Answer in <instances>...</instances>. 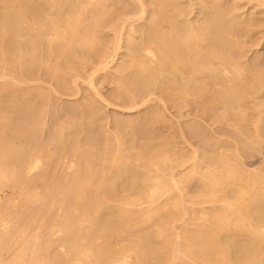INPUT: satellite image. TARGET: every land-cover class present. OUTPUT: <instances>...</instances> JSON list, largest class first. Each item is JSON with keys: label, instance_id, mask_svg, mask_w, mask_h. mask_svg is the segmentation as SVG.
I'll list each match as a JSON object with an SVG mask.
<instances>
[{"label": "bare ground", "instance_id": "6f19581e", "mask_svg": "<svg viewBox=\"0 0 264 264\" xmlns=\"http://www.w3.org/2000/svg\"><path fill=\"white\" fill-rule=\"evenodd\" d=\"M133 1H134V3L131 2L132 6L133 5L137 6V8H136L137 10H135V12H136L135 16H133L134 14L132 16H127V17L125 16V18H121L119 21L117 20L118 22L116 21L117 23L116 22L114 23V20L116 18L115 15L108 13V10H107L108 8L106 7V5L103 6L101 3L102 0H0V77L3 76V75L1 76V74L3 73V72L1 73V69L2 70L6 69V65L12 66V71L9 69L8 72H13V74H17L15 78L19 77L18 78L19 80L20 79L23 80V78L29 79L30 77H31V79H33L32 76L35 75L34 71H35V69H38V68H35V66L41 67L42 64L45 65L44 67L46 68V70L48 72L50 71V73H56V72H58V70L60 72V69H62L63 70L62 72L65 74L64 68H66V67L69 69L70 67L76 68L78 66L77 68H79V63L81 60H83L82 59L83 57L82 58H81V56L77 57V55H76V57H77L76 58L74 52L77 49H76V47L75 48L73 47L76 43H79V45H85L89 50H94L93 53L90 55H91V57H93L94 62H98V65L95 66L94 69L92 68L93 70H96V69L101 70L102 69L101 72H103L104 70L106 71L109 68L114 69V72H115V73L113 72L114 77L119 80V81L117 80L118 83H117V86H115V87H117L116 91L114 90V92H116L117 96H120L121 93H123V91H122L123 88L128 90V93H129L128 98L130 97V99L135 97V94H137L138 92H140L141 95H143V97L149 95L150 92H151V95H152V93L154 94V92H157L160 95L158 96V94H156L157 98L155 97L154 100L159 98L160 100H162L161 103L164 102L163 104H165V105L167 103H165L166 101H163V99H164L163 97L169 98L172 101L171 104L176 105L177 107L180 106V107L184 108V106H186L189 103H192L194 101V102H196V106L203 109V108L213 107V105H212L213 101L215 99L217 100L219 95H225L226 94L225 92H227V90L232 88L230 95L233 98V101H232V105H230L231 109H228V110L230 111L233 109L232 112H234L233 114H236L235 122H237V124L239 123L242 125L241 127H243L242 123H244L243 128L245 130H242L243 128L240 129L242 132L241 134H243L242 136H244V139L247 138L248 140L249 139L253 140L255 138H258L261 141L263 139L262 138L263 131L261 129L262 128L261 124L264 123V84H263V82H261L259 77H261L264 74L263 73L264 71L261 70L262 67L258 71L255 68V71H257L256 74H254L253 77L248 75V74H250V72H247L248 71L247 69L250 70L251 68L256 67L255 65L257 63L255 62V59L251 60V58L248 59V58H243V57H242L243 58L242 59L241 58V52L238 50H237V52H235L233 50H230L229 48L228 49H220L219 45L221 43L220 44L218 43L219 45H217V43L213 41L212 37L210 38L206 35L207 34L206 31L209 29V26L206 25L205 21L209 22L211 19V15H209V13H212V16H213L214 15L213 13L216 10L212 7V4H211V6L209 5L210 8H209L208 12L203 13L202 10H204V9H201L199 12L197 11L199 14L201 13L200 16L197 15L196 17H192V18L191 17L190 18H184L183 15L187 14L186 12H188V10L185 11L183 6L179 2L178 3H176V1L171 2L172 0H148L153 5V8L147 10L145 8H147L146 5L149 3H146L145 0H133ZM87 2L89 3V5ZM92 2L93 3L95 2L96 4L102 5V11H100L101 13L98 16L95 15L94 9L89 10L87 8V6L88 7L90 6V3H91V6L93 5V7H97V5L94 6L95 3L92 4ZM106 2H107V0H106ZM108 3H107V5H108ZM129 3L130 2H128V6H129ZM104 4H105V1H104ZM207 4H205V5L208 6ZM244 4H247L249 7H254V9H255V7L259 6V9L255 12V14L256 13L258 14L259 12H264V0H244ZM213 6H214V3H213ZM99 7H100V5H99ZM98 8H96V10L99 11ZM120 8H121V6H120ZM217 8H219V7H217ZM224 8H226V7H224ZM224 8L221 7L220 9L225 10ZM206 9H208V8H206ZM123 10H124V8H123ZM123 10H122V12H123ZM219 10H218V12H219ZM113 11L115 12V10H113ZM118 11H119V9L117 10V12ZM65 12L68 13V15H66ZM119 12H121V11H119ZM107 13L109 14L108 16H107ZM61 14H65L66 16L62 17ZM49 17L51 18V20H49L50 22L48 23V25H46V26L44 25L43 27L35 25V24H38L40 22H45V21L48 22L47 19ZM181 17H183V18H181ZM188 17H189V15H188ZM136 19L138 20V25L133 26V21ZM146 20H148L149 22H147ZM245 21H247V20H245ZM245 21L244 22L242 21V22L245 23ZM219 22H220V20H219ZM246 23H248V22H246ZM45 24H47V23H45ZM33 25H35V26H33ZM105 26H106V28H108L107 26H111V27L113 26L112 28L115 30V32H113L114 33L113 41H111L113 43L111 46H109V47L107 46L109 49H108V51L105 49L106 52H105L104 48H107V47L102 48L104 46V44H103V46H102V43L100 44L101 46H98V47L96 46L97 44L95 43L96 42L95 39L97 37L95 38L94 37L95 35H93L95 30L97 31L100 27L105 28ZM230 28H232V27L230 26ZM210 29H211V27H210ZM8 30L10 32H12L11 34L13 36L10 35V37L11 36L12 37L9 39H6L5 35H6ZM100 30H101V28H100ZM211 30H213V29H211ZM137 31L140 33L142 32L143 34H140V35L137 33L133 34V32L135 33ZM69 33H70V36L67 37V35H69ZM100 34H101V31H100ZM247 35H249V34H247ZM232 36H234V35L232 34ZM106 37H107V35H106ZM229 38H230V35H229ZM234 38H235V36H234ZM238 38H236L237 42L241 39V38H239V40H238ZM104 39H105V37H104ZM121 40L124 42L123 46L121 45V43H120V45H118V43ZM215 40H216V38H215ZM101 41H99V42H101ZM228 41H230V40H228ZM73 42H76V43L74 44ZM223 42H225V40ZM97 43H98V41H97ZM231 43H229V44H231ZM237 44L241 45L240 43H237ZM79 45H77V46H79ZM234 45H235V42H234ZM119 47L124 48V51H126V52H124V54H123V52L121 51L123 55L121 56V58L118 59V57L116 58V54L117 53L119 54V51H120V49L118 50ZM217 47L219 48L218 50H217ZM230 47L232 48V46H230ZM238 47H236V48H238ZM80 51H83V50L80 49ZM52 53H55V56L57 55V57L59 59L52 65L50 63L46 64L47 61L50 59V57H52L54 55V54L52 55ZM79 54H81V53H79ZM254 54H256V53H254ZM83 55H86V54H83ZM246 57H248V56H246ZM52 59H53V57H52ZM87 60H89V59H87ZM53 62L54 61H52V63ZM259 66H258V68H259ZM88 67H90V66L88 65ZM244 67L246 69H244ZM80 68H82V67H80ZM99 70H98V73L100 72ZM73 71H74V69H73ZM48 72H46V73H48ZM62 72L60 73L61 75H63ZM35 73H36V71H35ZM91 73H92V71H91ZM7 74H4V75H7ZM242 74H244L243 78H241L240 80L237 79V76H239V78H240V75H242ZM245 74H247L248 76H246ZM11 75H12V73H11ZM14 76H13V78H14ZM36 76H39V75L37 74ZM91 76H94V74H91ZM95 76H97V74ZM40 77H42V76L40 75ZM100 77H102V76H100ZM10 78H9V80H10ZM37 78L38 77H36V79ZM257 79H259L260 82L256 81ZM60 82H62V81L60 80ZM13 83L11 81L8 82V80H7V83L4 85L11 86V84H13ZM48 83H50V82L48 81ZM65 83H66V81H65ZM93 83H96V82L90 80L89 85L93 86L94 85ZM0 84L2 87V83H0ZM15 84H17V82ZM218 84H220V87L221 86L223 87V89L221 91L216 90L213 87V86L218 85ZM64 85H66V84H64ZM6 86H4V87L6 88ZM54 86H56V85H54ZM228 87H230V88L227 89ZM20 88L22 90V87H20ZM94 88H95V86H94ZM19 89L17 87L16 88L13 87V89L10 87V89L8 90L9 91L8 92V100H10L12 104L9 103L10 105H8V108H7L8 110L6 109V111H3V113L0 114V190H1V188L5 189L4 188L5 185H6V187L9 186L11 188H14L15 191H17V187L21 188L17 191L16 194H15V192L13 194L9 192L12 195L15 194L16 196H14V197L13 196H6V197L4 196V198H3L1 196L2 193L0 194V264H12L10 262V259H9L11 257L9 256V258H8L7 256L9 254H7L8 252L6 253L5 251L7 250L8 246H9V241H11V238L13 236L18 234V232H20V231L23 232L21 235L22 236L21 238H16L18 240L17 243H21V246H20V244H18L19 247H22V243L27 244L28 238L31 239V237L33 235L31 233H29L32 231L28 232V227H30L29 221L32 219L30 221L32 223V221H34L33 218L36 220L37 216L40 219H43L44 216L42 217V215H41V213L44 214V211H42V207H43L42 204H44L43 200H44V197L45 198L47 197L45 195L48 192H57L58 193L57 196L59 197L58 199H60L59 201H61L60 203L64 207V210L61 209V210H63V213H62L63 215L59 216L60 214L55 215L56 214L55 213V214H53L54 216L52 218V221H53L52 224L57 223L59 230L63 231L62 243L61 244L59 243L62 246V249L59 245L58 246L59 248H57L59 250H52L49 253L47 252L45 255L47 256V254H50V256L49 257L47 256L45 258V261H44V257L42 255H40L41 251H40V254H38L39 252H36V250L34 249L35 251L32 253H34V254L37 253V255L34 257L32 256L33 257L32 260H33V262H36V264L37 263H39V264H72L71 261L74 262L73 264H132L131 260L133 259L132 258L133 256H131V254H130V252H132V251H134L136 253V257H135L136 261L135 262H138V263H139V260H148L150 262V264H166L167 261H168L167 264L170 261L173 263L175 262L176 264H178L177 261H179L180 264H259L261 262L260 259H262V255L264 252V173L262 174V172L260 171L261 172L260 174H258L259 172H256L257 174H255V173H253V171L243 168L242 165L239 164L238 158L230 157L233 155H230L229 151H231L230 149H233V148L228 149L229 151L227 150V154L230 155L228 158L225 156L227 158V160H223L220 158V157H222L224 151L226 152V150L223 148H220L219 150H217L216 153H214L215 155L213 154V156H211V157L208 155L210 158H208L206 160L201 159L199 157V155L196 153V150H197L196 146H195L196 148L193 146L194 148L193 149L191 148L192 150L190 149L191 150L190 152L193 151L192 154H190V152L188 151L189 149L185 151L186 153L180 152L179 154H177L178 151H176V150H179V148L176 146H175L177 148L176 150L173 147H171L169 149V152L172 151L171 154L168 153L167 151L163 152L162 154H161L162 151L161 152L159 151L160 154L158 152L154 156L151 153L147 154L145 152V155H141L142 153H140L141 156L139 157L138 160H140V162L142 163L141 167H144V168L139 167V164H140V163L138 164L139 161H137V164H136L138 166H133L131 168L126 167V169H124V170H125L126 175H127V178H126L127 180L123 182L124 187H122L121 189L122 190L125 189L128 191L126 194L119 195L118 191H114V189L112 191V189H111V191L113 193H118V195L114 198V201L112 200L113 201L112 203L109 202V204H108L107 202L110 201L111 198L109 196V192H106V190H105V188H107V187H105V185H107L106 183H109V182H107L109 176H108V178H106L107 172L105 171V167H104L105 165L103 166V164H105L106 162L104 160H106L105 158L112 159L114 164H115V165L113 164L114 168L117 167V169H118L119 165L121 164L120 161L125 162V160H127L128 158L130 160V157H128V156L123 157L122 156V158H120V156H119L120 154L115 151L116 154L115 153L114 154L117 156L116 157L117 159L114 157L115 158V160H114V158H113L114 154L112 155V152H110V151H104V149H103L104 147H102L101 150L103 151V153L100 152L99 155H101V156L103 155V156L101 158L99 157L100 161H98V157L96 158V156L95 157L92 156V157H94V159L89 158L88 154H89L90 147L87 146L88 145L87 142H85L86 143V145H85L83 143L85 140H83V142L81 141L85 145L83 147L81 144H79L80 141L78 142L79 138L77 139V141H74V139L77 138L76 137L72 141V138H71L72 136H71L70 137L71 142L68 145L67 144L65 145L63 143L62 144L58 143L57 145L52 144L54 146V148H52L53 150H55V146H57V147L59 146L58 152H59V150H61L62 152H67V153L69 152V155L75 156V158L72 157V159L69 160L72 163V165L76 164V169L73 171V173L71 172L72 174L69 177V179L68 180L63 179L61 182H60V180L57 181V179H56L57 175L53 176L56 173H54V174L52 173L53 169L51 170V168L48 166V163L46 161L47 160L46 158L49 157L50 153L49 152L45 153L46 149L44 151V145L39 140V138H37L35 136V131H36V129H38V126L40 124V121L38 120L39 119L38 115L40 116V113L38 114V111L35 110V107H34L35 111H31V113L26 117L25 116L26 114H24V111L20 108L22 106L19 105V108H18V106L16 105L17 104V101H16L17 96L16 95H18V94L15 95V92H16V90H19ZM65 89H66V86H65ZM241 89H243L244 93L243 92L241 93ZM45 90H47V89H45ZM23 92H24V90H23ZM16 93H20V92H16ZM43 93H44V91H43ZM45 93H46V91H45ZM91 93H92V91H91ZM48 95H49V93H48ZM154 96H155V94H154ZM95 97H97V96H95ZM123 97H125V96H123ZM220 97H222V96H220ZM115 98L116 97H114V100H115ZM47 99H48V97H47ZM119 99H120V97H119ZM19 100H21V99H19ZM143 100H144V98H143ZM230 100L231 99H229V101ZM28 101H29V99H28ZM48 101H49V99H48ZM151 101H152V99H151ZM225 101H226V98H225ZM22 102H24V101H22ZM31 102H33V101H31ZM86 102H88V101H86ZM144 103H146V102H144ZM85 104H87V103H85ZM229 104H230V102H229ZM40 105H42V103ZM76 105H74V106H76ZM132 105H134V104H132ZM215 105H216V103H215ZM91 106H92V104H91ZM93 106H95V105H93ZM190 106H192V105H190ZM36 107H38V106L36 105ZM46 107L44 106L43 108L42 107L41 108L43 110ZM163 107L164 106H162V108ZM180 107H179V109H180ZM217 107H218V105H217ZM29 108H27V109H29ZM102 108H103V106H102ZM192 108L195 110L194 107H192ZM224 108H225V106H224ZM236 108H238L237 109L238 111L236 110ZM24 110L26 111V113H29L26 110V108ZM80 110H81V108H80ZM94 110H95V108H94ZM219 110L224 111L222 109H219ZM29 111H30V109H29ZM46 111H47V109H46ZM209 111H210V109H209ZM13 112L17 113L16 117H12ZM196 112L194 114H196ZM104 113H105V111H104ZM206 113L209 115V113L207 111H206ZM181 114H183V113H181ZM196 115H193V116L196 117ZM222 115H223V113H222ZM189 116H190V114H189ZM193 116H192V118H193ZM197 116H199V115H197ZM58 117H60V116L58 115ZM158 117H161V115H159ZM212 117H213V115H212ZM90 118H91V116H90ZM210 118H211V116H210ZM114 119H112V120H114ZM169 119H170V117H169ZM189 119L190 118L188 117V121H191V119L190 120ZM197 119L198 118H196V121L199 120V119L198 120ZM219 119H220V117H219ZM71 120H73V116H72ZM71 120H69V121H71ZM184 120H186V119H184ZM216 120L217 119H215V121ZM63 121H64V119H63ZM69 121L66 122V119H65V122L61 123L62 127L64 125L65 127L70 128L71 125L69 123L73 124V122L75 120H73V122L72 121L69 122ZM81 121H78V122L81 123ZM106 121L107 120H105V122ZM125 121H128V120H125ZM130 121H131V119H130ZM133 121H135V120H133ZM196 121H195V119L193 120V123L195 122L194 123L195 129L193 130L194 135L201 138V140H202V138L207 139L210 136H212V134H213L212 131H211V133H212L211 134V133H208L207 130L206 131L202 130L201 129L202 127H196V125L198 124V122H196ZM218 121H220V120H218ZM41 122H42V120H41ZM59 122H62V120ZM114 122H116V120ZM182 122H184V121H182ZM191 122H190V124H191ZM209 122H211V120H209ZM138 123H140V122H138ZM231 123L233 124V122H231ZM231 123L229 125H231ZM245 123H246V126H245ZM178 124H179V122H178ZM186 124H188V123H186ZM217 124H218V122H217ZM110 125H111V123H110ZM113 125H114V123H113ZM136 125H137V123H136ZM44 126H46V125H44ZM121 126L122 125H120V127ZM53 127H55V125ZM57 127H59V124ZM65 127H63L61 130L65 129ZM73 127H75V126L73 125ZM188 127L190 128L189 125H188ZM207 127H206V129H207ZM230 127H232V126H230ZM245 127H247V128H245ZM171 128H172V126H171ZM214 128H216V127H214ZM237 128H240V127H237ZM107 130H109V129L107 128ZM121 130H122V128H121ZM74 131H75V128H74ZM119 131H120V129L118 130V132ZM179 131H181V130H179ZM193 131H192V133H193ZM220 131H221V129H220ZM222 131H224V130H222ZM37 132H38V130H37ZM64 132H65V130H64ZM101 132L102 131H100L99 135H101ZM103 132H104V130H103ZM118 132H116L117 136H119ZM183 132L184 131H182L181 133L183 134ZM95 133H96V131H95ZM109 133H110V131H109ZM189 133H191V132H189ZM218 133H220V132H218ZM225 133H220V134H225ZM227 133H228V131H227ZM227 133L225 134L226 136H227ZM32 134H34V137ZM102 134H104V133H102ZM241 134H239V135H241ZM36 135H38V134H36ZM169 135H168V137H169ZM233 135H234V133H233ZM102 136H104V135H102ZM102 136H101V138L105 137V136L104 137H102ZM220 136L222 137V135H220ZM53 137H55V136L53 135ZM98 137H96V138H98ZM171 137L172 136H170V138ZM176 137H177V134H176ZM213 137H214V135H213ZM108 138H110V137H108ZM154 138H156V136ZM260 138H262V139H260ZM62 139H61V142H62ZM82 139H83V137H82ZM99 140L100 139H98V141ZM103 141H104V139H103ZM108 141L109 140H107V142ZM181 141H183V140H181ZM185 141H186V139H185ZM202 141H206V140L203 139ZM231 141H232V139H231ZM234 141H236V139ZM48 142H49V140H48ZM51 142H53V141H51ZM114 142L116 143V141H114ZM164 142H165V140H164ZM191 142L189 143V141H188V144L191 145ZM210 142H211V140H210ZM89 143H90V141H89ZM99 143H101V142H99ZM117 143H118V146L121 143L119 137H118ZM117 143H116V145H117ZM186 143H187V141H186ZM231 143H233V141ZM242 143H244V142H242ZM250 143H251V141H250ZM54 144H55V142H54ZM228 144H230V143H228ZM251 144L255 146L256 142H255V144L254 143H251ZM258 144H259V142H258ZM121 145H123V144H121ZM247 145H248V143H247ZM47 146H45V147H47ZM86 146L89 149L85 148ZM89 146H92V145H89ZM98 146H95V147H98ZM154 146L156 147V145H154ZM168 146H169V143H168ZM218 146H220V145H218ZM257 146L259 147L260 145H256V147ZM120 147L121 146H119V149H120ZM149 147H150V145H149ZM191 147H192V145H191ZM216 147L217 146L215 145V148ZM106 148H105V150H106ZM113 148H114V145H113ZM131 148H130V150H131ZM138 148H139V146H138ZM142 148L145 149V147H142ZM152 148L154 149V147H152ZM237 148H238V146H237ZM110 149H111V147H110ZM124 149H125V147H124ZM148 149H151V148H148ZM158 149H160V148L158 147ZM53 150H51V151L53 152ZM184 150H185V148H184ZM235 150H236V147H235ZM61 151H60V154H61ZM121 151H123V150H121ZM121 151H119V152H121ZM139 151H138V153H139ZM154 151L156 152V150H153V154L155 153ZM198 151H200V150H198ZM104 152H106V153L104 154ZM174 152H175V154H174ZM187 152H189V153H187ZM232 152H234V151H232ZM237 153H236V155H237ZM248 153H250V152H248ZM64 154L66 155V153H63L62 155H64ZM92 154H94V153H92ZM236 155H235V157H236ZM135 156H136V154H135ZM60 157H58V158H60ZM58 158H57V160H58ZM69 158H71V156ZM226 158H224V159H226ZM239 158H241V157H239ZM50 159H52L51 156H50ZM121 159H123V160H121ZM235 159H237L235 162L236 164L235 163L233 164V161H235ZM260 159H262V158H260ZM57 160H56V162H57ZM129 160H128V162H129ZM187 160H189V162H190L189 164L186 163V162H188ZM61 161H62V159H61ZM241 161H243V160H241ZM58 162H60V161L58 160ZM103 162H105V163H103ZM96 163L100 164V167H101L100 169H99V166H98V169L96 168L97 167ZM112 163L110 162V164H112ZM184 163L187 164V166H184L185 167L184 169H186V170L177 168V166H181ZM127 164H129V163H127ZM232 164L235 166H233ZM94 165H96V167ZM120 166L125 168L123 165H120ZM175 167H176V169H175ZM109 168H110V165H109ZM181 168H183V167H181ZM55 169H57V168H55ZM113 169H112V171H113ZM120 170H117L116 172L114 170L113 172L117 175H121L122 171H120ZM69 171H71V170L69 169ZM107 171H109V169ZM110 171H111V169H110ZM112 171L110 173L111 175H112ZM254 171H256V169ZM263 171H264V169H263ZM125 172H123V173H125ZM126 175H124V177ZM112 176H114V175H112ZM122 176L123 175H121V177ZM121 177L120 178L117 177L120 179V185H122L121 180H123V178L121 179ZM187 179H193V182H194L193 186H195V189L198 191L197 192L198 195L196 197L194 196L195 198L191 197L190 199H186V200H188V204H190V206H192L191 204H193V203H197V205H198V203L199 204L200 203L205 204V203H207L206 201H210V202L214 203L215 200L216 201L220 200L222 205L219 204V206H217L218 204L215 205L217 202L215 204L209 202L210 206H208L209 204L208 205L206 204L207 207H204V205H202L198 208V210H196L194 208L195 205H193V207H190L186 203L187 201H184L185 199H183L184 202L181 201L183 198L182 196L184 195V192L182 190L183 183H185V181ZM109 180H111V179H109ZM116 181H118V179ZM234 182H236L235 183L236 188L233 190L234 192H231V195L230 194L228 195L225 192H223L229 185L233 184ZM112 186L113 185H111V187ZM171 188L172 189L175 188L176 191L172 192L170 190ZM14 189H12V190L14 191ZM108 189L109 188H107V190ZM167 190H170V192H171V194L169 193V196H167ZM220 191H222L221 193H224V194H221ZM3 193H6V192H3ZM50 195H51V193H50ZM162 195H165L166 197L163 196L164 198H161V200H159V197H162ZM48 196H49V194H48ZM46 200H47V198H46ZM220 201H219V203H220ZM50 203H48V204H50ZM105 203H107V204L105 205ZM34 204H36L37 207H39V208H36L35 211H33V209H32L31 212L30 211L29 212L21 211V213H19V215L15 218V220L11 219L12 220L11 222H13V221L14 222L11 223L10 225H8L9 223L7 222V219H8V216L13 212V209H12L13 207L15 208L14 211H16V210H19V209H16L17 205L25 206V207L28 206V208H29L30 206H32ZM58 204H59V202H58ZM197 205L195 207H197ZM114 206L117 207V209L115 208L116 210L114 209L115 211H112L113 209L111 210V208ZM165 206L174 207V210L172 208L167 212L166 209H164L165 213H163L161 210ZM54 207H55V205H54ZM220 207L222 209H220ZM50 208L51 207H49V209ZM79 208H80V211H81V209H82V211H83V209H85L87 211L89 209V213L88 212L86 213L88 215L87 216L85 215V219H84V220L88 221V225L85 226L86 228L85 227L83 228V226L79 227V225L76 224V221L79 219V218H76V215H78L77 211L79 210ZM21 209H23V208L21 207ZM218 209H220V210H218ZM26 210H27V208H26ZM19 211H17V213ZM81 213H83V212H81ZM179 214H180V218H181V215L184 216V217L182 216L183 218H185V216H187L188 220H186V221H188L189 224L199 225L198 227H195L194 232L187 231V232H189V233H187V236L185 233V236H183V238L184 237L185 238L182 240L183 242H181V240L177 241V239H181L180 238L181 235L184 234V231H181L182 234L180 235V232L178 231L179 227L177 228V231H174V229H172L171 233L169 232L170 229L167 231V229L169 227L175 228V225H171L170 221H171V218H173V217L178 218ZM78 216H80V214ZM13 217H15V216H13ZM46 218H47V216H46ZM185 219L183 221H185ZM82 220L83 219H81V221ZM150 220H151V223L149 222ZM46 221H47V219H46ZM44 223H45V220H44ZM78 223H80V222L78 221ZM143 223L146 225H144ZM35 224H36V222H35ZM39 224H38V226H39ZM47 224H46V226H47ZM57 224H55V225H57ZM179 224H180L179 226H181L183 224V227H184V225H186L187 222H184L182 224L179 223ZM33 226H35V225H33ZM48 226H50V225H48ZM186 226L184 227V229H181V230H185ZM222 228L225 229L227 232V233H225V232L224 233L228 234V236H226L227 239L225 240V242H226L225 248L223 246L224 241L221 240L222 237L221 238L219 237V235H221V234H219V235L217 234L218 233L217 231H219V229L221 230ZM35 229H32V230L34 231ZM49 229L51 231V228H49ZM49 229H48V231H49ZM53 229L55 230V228H53ZM46 230H47V227H46ZM54 230H53V232L55 233ZM188 230H192V229H188ZM36 233H38V232H36ZM36 233L34 236H36ZM54 233L52 234L53 236H54ZM29 234H31V237L29 236ZM42 234L44 235L43 232H42ZM45 234L47 235L46 232H45ZM127 234L129 237L128 236L126 237ZM241 234H244V236L241 237V239L243 237L245 238L244 243H242L241 239H239ZM18 236H19V234H18ZM33 238L34 237H32V239ZM53 238L50 237L49 240H47L46 242L44 241V245L46 243V247H44V248L42 247L43 242H42V245L40 243L41 246H39V249L40 250L44 249L45 251H48L51 243L54 240ZM100 238H101V240H100ZM126 238H129V239H126ZM30 239H29V241L31 242ZM43 239L45 240V238H43ZM50 239H53V240H50ZM36 240L39 241L38 237L35 239V241ZM98 240H100V241H98ZM38 241H36L35 244H38L37 243ZM59 241L61 242V240H58V242ZM183 243L186 244L188 249H186V246L183 245ZM24 244H23V247L26 248L24 246ZM206 244L210 247L205 248L207 246ZM237 244H240V245L236 246ZM54 245L52 243L51 246L53 247ZM203 245H205V246H203ZM231 245H233V248ZM12 246H14V245H12ZM31 246H33V243H32V245H30V243H29L28 247H30L31 249L35 248V247H31ZM183 246H185V248ZM229 246L231 248H229ZM36 247L38 248V245ZM28 249L29 248H27V250ZM44 250H43L42 254L44 253ZM4 252L7 255L4 254ZM27 252H29V251H27ZM19 253L21 254L20 251H19ZM22 253H24V252L22 251ZM3 254L6 256V257L4 256L5 258L3 257ZM16 255H18V254H16ZM23 255H21V256H23ZM129 255L132 259L128 258ZM28 256L30 257V255H28ZM40 256L43 259H41ZM14 258L16 261L18 257L16 258V256H15ZM21 260H23V259H21ZM33 262L31 261L30 263L33 264ZM133 262H134V260H133ZM171 262H170V264H172ZM26 263H28V262H26Z\"/></svg>", "mask_w": 264, "mask_h": 264}, {"label": "rangeland", "instance_id": "374dc122", "mask_svg": "<svg viewBox=\"0 0 264 264\" xmlns=\"http://www.w3.org/2000/svg\"><path fill=\"white\" fill-rule=\"evenodd\" d=\"M104 1H105V4H104ZM111 3H110V2ZM107 0V2H106V0H102V5L103 6H105L106 5V7L108 8H106L107 10H108V13L109 14H113V15H115V20H114V23L118 20H120L121 18H125V16L127 17V16H132L133 14V16H135V10H137L136 8H137V6H135V5H133L132 6V3L131 2H133L134 3V1L133 0ZM146 1V3H149V4H147L146 5V7L147 8H145V9H151V8H153V5L148 1V0H145ZM148 1V2H147ZM176 1V3H181V5L183 6V8H184V10L185 11H187L188 10V12H186L187 14H185V15H183V17L184 18H192V17H196L197 15H201V13L199 14L198 12L201 10V9H204V10H202L203 11V13H205V12H208L209 11V8H210V6H211V4H212V7L214 8V9H216L215 10V12L213 13L214 15L212 16V13H209V15H211V19H210V21L209 22H207V21H205L206 22V25H208L209 26V29L206 31V35L208 36V37H212L213 38V41L214 42H216L217 43V45H219L220 43V45H219V48L220 49H230V50H233V51H235V52H237V50L238 51H240L241 52V58L243 57V58H248V59H250L251 58V60L253 59H255V62L257 63L255 66L256 67H254V68H251L250 70L249 69H247L248 71L247 72H250V74H248L247 72V74L248 75H250V76H254V74H256V72L262 67V71H264V12H259L258 14L256 13L255 14V12L259 9V6H257V7H255V9H254V7H249L247 4H244V0H172L171 2H175ZM109 2V3H108ZM128 2H130L129 3V6H128ZM209 2V3H208ZM214 3V6H213V3ZM88 3V2H87ZM95 3V2H94ZM93 2H92V4H94ZM107 3H108V5H107ZM122 3V4H121ZM208 3V4H207ZM236 3V4H235ZM239 3V4H238ZM243 3V4H242ZM111 4V5H110ZM136 4V3H135ZM151 4V5H150ZM193 4V5H192ZM203 4V5H202ZM205 4H207L208 6H206ZM221 4V5H220ZM225 4V5H224ZM233 4V5H232ZM88 5H89V3H88ZM97 5V7H93V5L91 6V3H90V6L88 7L87 6V8L89 9V10H91V9H94L95 10V15H99L101 12L100 11H102V5L101 4H96L95 3V5L94 6H96ZM99 5H100V7H99ZM115 5V6H114ZM119 7H118V6ZM210 5V6H209ZM216 5V6H215ZM112 6V7H111ZM120 6H121V8H120ZM123 6V7H122ZM150 6V7H149ZM235 6V7H234ZM91 7V8H90ZM93 7V8H92ZM99 7V8H98ZM128 7V8H127ZM130 7V8H129ZM217 7H219V8H217ZM224 8V7H226V8H224L225 10H223V9H220V8ZM96 8H98L99 9V11L98 10H96ZM115 10V12L112 10ZM123 8H124V10H123ZM206 8H208V9H206ZM230 8V9H229ZM119 9V11H121V12H117V10ZM220 9V10H219ZM236 9V10H235ZM122 10H123V12H122ZM218 10H219V12H218ZM97 11V12H96ZM132 11V12H131ZM198 11V12H197ZM217 11V12H216ZM131 12V13H130ZM224 12V13H223ZM236 12V13H235ZM254 12V13H253ZM66 13V12H65ZM107 13V16L109 15ZM119 15H118V14ZM121 13V14H120ZM189 13V14H188ZM117 14V15H116ZM221 14V15H220ZM239 14V15H238ZM247 14V15H246ZM254 14V15H253ZM62 15V17H65L66 15H68V13H66V15L65 14H61ZM60 15V16H61ZM106 15V14H105ZM188 15H189V17H188ZM120 16V17H119ZM215 16V17H214ZM222 16V17H221ZM52 17V16H51ZM183 17H181V18H183ZM246 17V18H245ZM219 18V19H218ZM241 18V19H240ZM252 18V19H251ZM88 19V18H87ZM48 22L47 21H45V22H40V23H38V24H35L36 26H46V25H48V23L50 22L49 20H51V18L49 17L48 19ZM219 20H220V22H219ZM240 20V21H239ZM245 20H247V21H245ZM117 21V22H118ZM147 22H149L148 20H146ZM245 21V23H243V22ZM116 22V23H117ZM137 22V23H136ZM204 22V23H205ZM239 24H238V23ZM246 22H248V23H246ZM45 23H47V24H45ZM40 24V25H39ZM213 24V25H212ZM35 25H33V26H35ZM136 25H138V20L136 19V20H134L133 21V26H136ZM250 25V26H249ZM213 26V27H212ZM230 26L232 27V28H230ZM108 28H106V26H105V28L103 27H100L101 28V30H100V28L96 31H94V34L93 35H95L94 37L96 38L95 39V43L97 44L96 46L98 47V46H101L100 44L102 43V46H103V44H104V46L102 47V48H104V47H109V46H111L112 45V43L113 42H111V41H113V36H114V33L113 32H115V30L111 27V26H107ZM110 27V28H109ZM210 27H211V29H213V30H211L210 29ZM112 28V29H111ZM104 29V30H103ZM217 29V30H216ZM235 29V30H234ZM238 29V30H237ZM114 30V31H113ZM229 30V31H228ZM100 31H101V34H100ZM103 31V32H102ZM214 33H213V32ZM246 31V32H245ZM100 34H98V33ZM108 32V33H107ZM211 32V33H210ZM219 32V33H218ZM232 32V33H231ZM239 32V33H238ZM12 32H10L9 30L7 31V33H6V35H5V38L6 39H9V38H11L13 35L11 34ZM83 33V32H82ZM96 33V34H95ZM106 33V34H105ZM143 34L142 32L140 33V32H133V34ZM249 34V35H247V34ZM8 34V35H7ZM81 34V33H80ZM103 34V35H102ZM219 34V35H218ZM230 35V38H229V35ZM232 34L235 36V38H234V36H232ZM238 34V35H237ZM244 34V35H243ZM10 35H12L11 37H10ZM106 35H107V37H106ZM237 35V36H236ZM68 36H70V33H69V35H67V37ZM103 36V37H102ZM112 36V37H111ZM242 36V37H241ZM104 37H105V39H104ZM227 37V38H226ZM241 38L240 40H239V38ZM100 38V39H99ZM215 38H216V40H215ZM229 38V39H228ZM236 38H238V40L240 41H238L237 42V40H236ZM110 39V40H109ZM218 39V40H217ZM221 39V40H220ZM233 41H232V40ZM103 42H102V41ZM225 40V42H223ZM228 40H230V41H228ZM236 40V41H235ZM97 41H98V43H97ZM99 41H101V42H99ZM108 41V42H107ZM218 41V42H217ZM232 42V43H231ZM234 42H235V45H234ZM74 44L76 43V42H73ZM120 43H121V45L123 46V44H124V42L121 40L119 43H118V45H120ZM219 43V44H218ZM229 43H231V44H229ZM237 43H240L241 45H239V44H237ZM73 44V45H74ZM225 44V45H224ZM237 44V45H236ZM76 45V46H75ZM73 47L75 48L76 47V49L77 50H75V52H74V54H75V57H76V55H77V57H80L81 56V58L83 59V60H81L80 61V63H79V68L80 67H82V68H72V67H70L69 69L66 67V68H64V72H65V74L62 72L63 70L62 69H60V72H59V70H58V72H56V73H50V71L48 72L47 70H46V68L44 67L45 65L44 64H42L41 65V67H37V66H35V68H38V69H35V71H36V73H35V71H34V76H32V78L33 79H31V77L29 78V79H24L23 78V80H19L18 78L19 77H17V78H15L16 77V75L17 74H13V72H8L9 71V69L12 71V66H7L6 65V69H1V73L3 72L4 74H7V75H4L3 73L1 74V76L2 77H0V83H2V87H1V84H0V114H2L3 113V111H6V109L8 108V105H10L9 103H11V101L10 100H8V90L10 89V87L13 89V87L14 88H20V87H22V90H21V88L19 89V90H16V92H20V93H16L15 92V95L16 94H18V95H16L17 97V99H16V101H17V106H18V108H19V105L20 106H22V107H20L23 111H24V114H26L25 116L27 117L30 113H31V111H35V110H37L38 111V114L40 113V116L38 115V120L40 121V124H39V126H38V129H36V131H35V136L37 137V138H39V140L42 142V144L44 145V151H45V149H46V152L45 153H50V155H49V157L48 158H46L45 160L47 161V163H48V166L51 168V170L53 169V174L54 173H56V174H54L53 176H56V179H57V181H59L60 180V182L63 180V179H66V180H68L69 179V177L71 176V174L73 173V171L76 169V164H73L72 165V163L69 161L70 159H72V157L73 158H75V156L74 155H69V152L67 153V152H62L61 150H59V152H58V147L57 146H55V150H53L52 148H54V146L53 145H57L58 143H60V144H69L70 142H71V138H72V141H73V139L74 138H76V139H74V141H77V139H78V142L80 141H82L83 142V140H85L83 143L86 145V143L85 142H87V146L88 147H90V149L86 146L85 148H88L89 149V158H93L94 159V157L96 156V158L98 157V161H100L99 159L103 156H101V155H99L100 154V152H102L103 153V151L101 150L102 149V147H104L103 149H104V151H110V152H112V155L115 153V151L117 152V153H119L120 155V158H122V156L123 157H125V156H128V157H130V160H129V158L127 159V160H125V162L124 161H120L121 162V164L120 165H123L125 168H123L122 166H120L119 165V167H118V169H117V167L116 168H114V162H113V160L112 159H109V158H105L106 160H104L105 162H103V163H105V164H103V166L105 167V171L107 172L106 174H107V176H106V178H108V176H109V178H108V180L109 179H111V180H107V182H109V183H106L107 185H105V187H107V188H109L108 190H107V188H105V190H106V192H109V196H110V201H106L108 204H109V202H113L114 201V198L118 195V193H119V195H123V194H126L127 193V191L128 190H122L121 188L122 187H124V185H123V182L124 181H126L127 179V175H126V172H125V170L124 169H126V167L127 168H131V167H133V166H138V165H136L137 164V161H139L138 162V164H139V167H141L142 165V163L140 162V160H138L139 159V157L141 156V155H145V152L148 154H152L153 156L154 155H156V153H158L159 151L161 152V154L163 153V152H165V151H167L168 153H170L171 154V152L172 151H170L169 152V149L171 148V147H173L175 150L177 149L176 147H178L179 148V150H176V151H178V153L177 154H179L180 152H185L186 150H188L189 152L195 147L197 150H196V153L199 155V157L201 158V159H208V158H210L211 156H213V154L214 153H216V151L217 150H219L220 148H223V149H225L226 150V152L224 151V153H223V155H222V157H220L221 159H223V160H227V158L230 156V155H233V156H230V157H234V158H238V160H239V164L240 165H242V167L243 168H245V169H248V170H251V171H253V173H255V174H257L256 172H259L258 174H260L261 172H262V174L264 173V171H263V167H264V123H262L261 124V126H262V131H263V136H262V138H260V139H262L261 141L258 139V138H255V139H253V140H248L247 138H245L244 139V136H242L243 134H241L242 132H241V130L240 129H242L243 127H244V123H242L243 124V127H241L242 125L241 124H237V122H235V116H236V114H233L234 112H232L233 111V109L232 110H228V109H231V106L230 105H232V101H233V98L231 97V95H230V93H231V90H232V88H230V87H228L227 89H229V90H227V92H225L226 94L225 95H219L218 96V99L216 100H214L213 101V107H208V108H199L198 106H196V102H192V103H189L190 105H192V106H190L189 104L188 105H186V106H184V108L183 107H180V109H179V107H177L176 105H173V104H171L172 103V101L169 99V98H167V97H163L162 99H163V101H166L165 103H167L166 105L165 104H163L164 102H162L161 103V101L162 100H160L159 98L158 99H155L154 100V98L156 97L157 98V96H156V94H158V96L160 95L159 93H157V92H154V94H155V96H154V94L152 93V95H151V92L149 93V95H147V96H144L143 97V95H141V93L140 92H138L137 94H135V97H133L132 99H130V97L128 98V95H129V93H128V90H126V89H122V91H123V93H121V95L120 96H117L116 95V92H114V90L116 91V88L117 87H115V86H117V83H118V79L117 78H115L114 77V69H112V68H109V69H107L106 71L104 70L103 72H101L102 71V69L101 70H99V69H96V70H93L94 69V67L95 66H97L98 65V62H94L93 61V57H91V55L90 54H92L93 53V51L94 50H89L85 45H79V43H76ZM77 45H79V46H77ZM106 45V46H105ZM228 45V46H227ZM234 45V46H233ZM82 46V47H81ZM230 46H232V48L230 47ZM239 46V47H238ZM81 47V48H80ZM104 48V50L106 49L107 51H108V49L109 48ZM222 47V48H221ZM236 47H238V48H236ZM241 47V48H240ZM218 47H217V50L219 49ZM234 48V49H233ZM80 49L81 50H83V51H80ZM97 49V48H96ZM120 49V51H119V54L117 53L116 54V58L118 57V59L119 58H121V56L124 54V52H126V51H124V48H121V47H119L118 48V50ZM106 50H105V52H106ZM86 51V52H85ZM89 51V52H88ZM123 52V54H122V52ZM77 53V54H76ZM79 53H81V54H79ZM246 53V54H245ZM254 53H256V54H254ZM54 54V55H53ZM83 54H86V55H83ZM121 54V55H120ZM52 57H53V59H52V57H50V59L47 61V63L46 64H54L59 58L57 57V55L55 56V53H52ZM83 55V56H82ZM90 55V56H89ZM256 55V56H255ZM87 58H86V57ZM120 56V57H119ZM245 56V57H244ZM246 56H248V57H246ZM76 57V58H77ZM92 58V59H91ZM242 58V59H243ZM86 59V60H85ZM87 59H89V60H87ZM258 59V60H257ZM76 60V59H75ZM92 62H91V61ZM52 61H54L53 63H52ZM262 61V62H261ZM83 63V64H82ZM112 63V62H111ZM261 63V64H260ZM87 65V66H86ZM88 65L90 66V67H88ZM260 65V66H259ZM93 66V67H92ZM258 66H259V68H258ZM11 67V68H10ZM93 68V69H92ZM255 68H256V70L257 71H255ZM67 69V70H66ZM71 69V70H70ZM73 69H74V71H73ZM112 69V70H111ZM244 69H246L245 67H244ZM6 70V71H5ZM45 70V71H44ZM69 70V71H68ZM77 70V71H76ZM98 70L100 71L99 73H98ZM253 72H252V71ZM72 71V72H71ZM91 71H92V73H91ZM41 72V73H40ZM46 72H48V73H46ZM62 72V74L63 75H61L60 73ZM78 72V73H77ZM114 72V73H113ZM10 73V74H9ZM11 73H12V75H11ZM104 73V74H103ZM264 73V72H263ZM39 75V76H36V75ZM59 74V75H58ZM72 74V75H71ZM74 74V75H73ZM81 74V75H80ZM91 74H94V76H91ZM97 74V76H95ZM108 74V75H107ZM247 74H245L246 76H248ZM253 74V75H252ZM15 75V76H14ZM40 75L42 76V77H40ZM57 75V76H56ZM111 75V76H110ZM13 76H14V78H13ZM55 78H54V77ZM61 76V77H60ZM65 76V77H64ZM68 76V77H67ZM100 76H102V77H100ZM243 76H244V74H242V75H240V78H239V76H237V79H241V78H243ZM11 77V78H10ZM36 77H38L37 79H36ZM40 77V78H39ZM46 77V78H45ZM51 77V78H50ZM54 79H53V78ZM58 77V78H57ZM68 79H67V78ZM108 77V78H107ZM9 78H10V80H9ZM50 78V79H49ZM65 78V79H64ZM111 78V79H110ZM263 80H262V79ZM49 79V80H48ZM64 79V80H63ZM94 79V80H93ZM259 79L261 80V82H263V84H264V74L261 76V77H259ZM259 79H257L256 81H258V82H260L259 81ZM5 80V81H4ZM7 80H8V82L9 81H11L13 84H11V86H6V85H4V84H6L7 83ZM51 80V81H50ZM55 80V81H54ZM60 80L62 81V82H60ZM90 80L91 81H94V82H96V83H93L94 85L92 86V85H89V82H90ZM118 80V81H117ZM26 81V82H25ZM48 81L50 82V83H48ZM65 81H66V83H65ZM17 82V84H15ZM46 82V83H45ZM19 83V84H18ZM25 85H24V84ZM27 83V84H26ZM35 83V84H34ZM63 83V84H62ZM68 83V84H67ZM116 83V84H115ZM120 83V82H119ZM22 84V85H21ZM45 84V85H44ZM58 84V85H57ZM62 84V85H61ZM64 84H66V85H64ZM6 86V88L4 87V86ZM18 85V86H17ZM20 85V86H19ZM31 85V86H30ZM54 85H56V86H54ZM68 85V86H67ZM49 86V87H48ZM65 86H66V89H65ZM94 86H95V88H94ZM113 86V87H112ZM216 86V87H215ZM215 86H213L214 87V89H216V90H219V91H221L222 89H223V87L221 86L220 87V84H218V85H215ZM30 87V88H29ZM219 87V88H218ZM26 88V89H25ZM32 88V89H31ZM39 88V89H38ZM43 90H42V89ZM49 88V89H48ZM55 88V89H54ZM68 88V89H67ZM88 88V89H87ZM29 89V90H28ZM45 89H47V90H45ZM99 89V90H98ZM112 89V90H111ZM23 90H24V92H23ZM28 90V91H27ZM32 92H31V91ZM54 90V91H53ZM86 90V91H85ZM89 90V91H88ZM99 92H97V91ZM27 91V92H26ZM42 91V92H41ZM43 91H44V93H43ZM45 91H46V93H45ZM49 91V92H48ZM91 91H92V93H91ZM126 91V92H125ZM49 93V95H48V93ZM113 92V93H112ZM243 92V89H241V93ZM42 93V94H41ZM55 93V94H54ZM102 93V94H101ZM115 93V94H114ZM244 93V92H243ZM2 94V95H1ZM21 94V95H20ZM36 94V95H35ZM89 94V95H88ZM29 95V96H28ZM35 95V96H34ZM87 95V96H86ZM7 96V97H6ZM31 96V97H30ZM40 96V97H39ZM95 96H97V97H95ZM112 96V97H111ZM123 96H125V97H123ZM137 96V97H136ZM220 96H222V97H220ZM5 97V98H4ZM29 97V98H28ZM34 97V98H33ZM44 97V98H43ZM46 97V98H45ZM47 97H48V99H49V101H48V99H47ZM114 97H116L115 98V100H114ZM119 97H120V99H119ZM146 97V98H145ZM4 98V99H3ZM110 98V99H109ZM122 98V99H121ZM143 98H144V100H143ZM222 98V99H221ZM225 98H226V101H225ZM19 99H21V100H19ZM28 99H29V101H28ZM31 99V100H30ZM55 99V100H54ZM83 99V100H82ZM125 99V100H124ZM130 99V100H129ZM146 99V100H145ZM151 99H152V101H151ZM229 99H231L230 101H229ZM46 100V101H45ZM107 100V101H106ZM136 100V101H135ZM8 101V102H7ZM22 101H24V102H22ZM31 101H33V102H31ZM37 101V102H36ZM86 101H88V102H86ZM113 101V102H112ZM159 101V102H158ZM4 102V103H3ZM21 104H20V103ZM28 102V103H27ZM30 102V103H29ZM53 102V103H52ZM57 102V103H56ZM76 102V103H75ZM144 102H146V103H144ZM148 102V103H147ZM224 102V103H223ZM227 102V103H226ZM229 102H230V104H229ZM39 103V104H38ZM42 103V105H40ZM50 103V104H49ZM60 103V104H59ZM85 103H87V104H85ZM94 103V104H93ZM101 103V104H100ZM161 103V104H160ZM215 103H216V105H215ZM227 105H226V104ZM12 104V103H11ZM24 106H23V105ZM44 104V105H43ZM64 104V105H63ZM77 104V105H76ZM91 104H92V106H91ZM131 104V105H130ZM132 104H134V105H132ZM27 105V106H26ZM31 105V106H30ZM36 105L38 106V107H36ZM74 105H76V106H74ZM84 107H83V106ZM93 105H95V106H93ZM159 105V106H158ZM217 105H218V107H217ZM220 105V106H219ZM223 107H222V106ZM26 106V107H25ZM40 106V107H39ZM46 107V108H44L43 110H42V108L43 107ZM90 106V107H89ZM102 106H103V108H102ZM162 106H164L163 108H162ZM170 106V107H169ZM190 106V107H189ZM224 106H225V108H224ZM30 107V108H29ZM34 107H35V110H34ZM42 107V108H41ZM78 107V108H77ZM88 107V108H87ZM92 107V108H91ZM98 109H97V108ZM186 107V108H185ZM192 107H194L195 108V110L192 108ZM215 107V108H214ZM222 107V108H221ZM230 107V108H229ZM5 108V109H4ZM26 108V110L29 112V113H26V111L24 110ZM27 108H29L30 109V111H29V109H27ZM38 108V109H37ZM41 108V109H40ZM80 108H81V110H80ZM87 108V109H86ZM91 108V109H90ZM94 108H95V110H94ZM157 108V109H156ZM166 108V109H165ZM188 108V109H187ZM3 109V110H2ZM46 109H47V111H46ZM78 109V110H77ZM97 109V110H96ZM153 109V110H152ZM201 111H200V110ZM208 109V110H207ZM209 109H210V111H209ZM216 109V110H215ZM219 109H222V110H224V111H221V110H219ZM238 108H236V110H237ZM8 110V109H7ZM41 110V111H40ZM52 110V111H51ZM57 110V111H56ZM99 110V111H98ZM180 112H179V111ZM183 110V111H182ZM191 110V111H190ZM205 110V111H204ZM218 110V111H217ZM235 110V109H234ZM43 111V112H42ZM46 111V112H45ZM56 111V112H55ZM59 111V112H58ZM78 111V112H77ZM104 111H105V113H104ZM164 111V112H163ZM182 111V112H181ZM197 111V112H196ZM206 111L209 113V115L206 113ZM220 111V112H219ZM238 111V110H237ZM72 112V113H71ZM161 112V113H160ZM196 112V114L197 115H199V116H197L196 114H194ZM211 112V113H210ZM217 112V113H216ZM230 112V113H229ZM43 113V114H42ZM47 115H46V114ZM49 113V114H48ZM54 113V114H53ZM56 113V114H55ZM97 113V114H96ZM150 113V114H149ZM158 113V114H157ZM165 113V114H164ZM181 113H183V114H180ZM204 113V114H203ZM222 113H223V115H222ZM225 113V114H224ZM227 113V114H226ZM72 114V115H71ZM75 114V115H74ZM97 116H96V115ZM157 114V115H156ZM189 114H190V116H189ZM203 114V115H202ZM46 115V116H45ZM55 115V116H54ZM58 115L61 117H58ZM119 115V116H118ZM124 117H123V116ZM159 115H161V117H158ZM178 115V116H177ZM193 115H196V117L195 116H193ZM207 115V116H206ZM212 115H213V117H212ZM220 115V116H219ZM225 115V116H224ZM17 116V113L16 112H13V114H12V117H16ZM43 116V117H42ZM53 116V117H52ZM72 116H73V120H75L74 122H73V120H71L72 119ZM90 116H91V118H90ZM94 116V117H93ZM100 116V117H99ZM115 116V117H114ZM143 116V117H142ZM151 118H150V117ZM153 116V117H152ZM165 116V117H164ZM167 116V117H166ZM184 118H183V117ZM192 116H193V118H192ZM206 116V117H205ZM210 116H211V118H210ZM63 117V118H62ZM107 117V118H106ZM120 117V118H119ZM134 117V118H133ZM149 117V118H148ZM169 117H170V119H169ZM188 117L191 119V121H188ZM201 117V118H200ZM219 117H220V119H219ZM41 118V119H40ZM93 118V119H92ZM115 118V119H114ZM118 118V119H117ZM123 120H122V119ZM148 118V119H147ZM181 120H180V119ZM196 118H198L197 120L198 121H196ZM45 119V120H44ZM58 119V120H57ZM63 119H64V121H63ZM65 119H66V122L67 121H69V120H71L72 122H73V124L72 123H69L70 125H71V127L69 128V127H65L64 125H63V127H65V129H63V130H61L63 127H62V124L61 123H63V122H65ZM78 119V120H77ZM86 119V120H85ZM112 119H114V120H112ZM128 120V121H125V120ZM130 119H131V121H130ZM154 119V120H153ZM162 119V120H161ZM177 119V120H176ZM184 119H186V120H184ZM189 119V120H190ZM195 119V121L196 122H198V124L196 125V127H202L201 129L202 130H207L208 131V133H211V131H212V136H210L209 138H202V140L204 139V140H206V141H202L201 140V138H199L198 136H196V135H194V129H195V122L193 123V120ZM215 119H217L216 121H215ZM229 119V120H228ZM41 120H42V122H41ZM62 120V122H59V121H61ZM82 120V121H81ZM90 120V121H89ZM105 120H107L106 122H105ZM116 120V122H114ZM118 120V121H117ZM133 120H135V121H133ZM153 120V121H152ZM209 120H211V122H209ZM218 120H220V121H218ZM233 120V121H232ZM47 121V122H46ZM71 121H69V122H71ZM78 121H81V123L80 122H78ZM86 121V122H85ZM104 121V122H103ZM125 121V122H124ZM163 121V122H162ZM182 121H184V122H182ZM203 121V122H202ZM226 121V122H225ZM121 122V123H120ZM138 122H140V123H138ZM178 122H179V124H178ZM190 122H191V124H190ZM202 122V123H201ZM206 122V123H205ZM209 122V123H208ZM213 122V123H212ZM217 122H218V124H217ZM221 122V123H220ZM223 122V123H222ZM231 122H233V124L231 123ZM53 123V124H52ZM77 123V124H76ZM107 123V124H106ZM110 123H111V125H110ZM113 123H114V125H113ZM116 123V124H115ZM134 123V124H133ZM136 123H137V125H136ZM147 123V124H146ZM154 123V124H153ZM186 123H188V124H186ZM193 123V124H192ZM205 123V124H204ZM212 123V124H211ZM221 125H220V124ZM231 123V125H229ZM46 125V126H44V125ZM51 124V125H50ZM58 124H59V127H57L58 126ZM61 124V125H60ZM157 124V125H156ZM204 126H203V125ZM227 124V125H226ZM42 125V126H41ZM55 125V127H53ZM57 125V126H56ZM73 125L75 126V127H73ZM77 125V126H76ZM106 125V126H105ZM110 127H109V126ZM113 125V126H112ZM116 125V126H115ZM120 125H122L121 127H120ZM188 125L190 126V128L188 127ZM199 125V126H198ZM224 125V126H223ZM234 125V126H233ZM96 126V127H95ZM132 126V127H131ZM136 126V127H135ZM138 126V127H137ZM171 126H172V128H171ZM187 126V127H186ZM208 126V127H207ZM210 126V127H209ZM221 126V127H220ZM230 126H232V127H230ZM245 126H246V123H245ZM87 127V128H86ZM112 127V128H111ZM116 127V128H115ZM119 127V128H118ZM129 127V128H128ZM131 127V128H130ZM143 127V128H142ZM206 127H207V129H206ZM214 127H216V128H214ZM219 127V128H218ZM236 127V128H235ZM237 127H240V128H237ZM248 127V126H247ZM247 127H245V128H247ZM58 128V129H57ZM60 128V129H59ZM68 130H67V129ZM74 128H75V131H74ZM103 128V129H102ZM107 128L109 129V130H107ZM121 128H122V130H121ZM154 128V129H153ZM180 128V129H179ZM210 128V129H209ZM218 128V129H217ZM224 128V129H223ZM43 129V130H42ZM52 129V130H51ZM54 129V130H53ZM71 129V130H70ZM114 129V130H113ZM120 129V131L118 132V130ZM148 129V130H147ZM153 129V130H152ZM220 129H221V131H220ZM37 130H38V132H37ZM64 130H65V132H64ZM85 130V131H84ZM98 130V131H97ZM103 130H104V132H103ZM112 130V131H111ZM117 130V131H116ZM127 130V131H126ZM130 130V131H129ZM136 130V131H135ZM179 130H181V131H179ZM219 130V131H218ZM222 130H224V131H222ZM239 132H238V131ZM242 130H245L244 128L242 129ZM248 130V129H247ZM53 131V132H52ZM63 131V132H62ZM69 131V132H68ZM95 131H96V133H95ZM100 131H102L101 132V135H99L100 134ZM109 131H110V133H109ZM118 132V134H119V136H117L116 134V132ZM132 131V132H131ZM143 131V132H142ZM149 131V132H148ZM182 131H184L183 132V134L181 133ZM192 131H193V133H192ZM227 131H228V133H227ZM234 131V132H233ZM41 132V133H40ZM55 132V133H54ZM75 132V133H74ZM114 132V133H113ZM136 132V133H135ZM156 132V133H155ZM179 132V133H178ZM189 132H191V133H189ZM218 132H220V133H227V136L225 135V134H220V133H218ZM65 133V134H64ZM87 133V134H86ZM102 133H104V134H102ZM121 133V134H120ZM124 135H123V134ZM171 133V134H170ZM231 135H230V134ZM233 133H234V135H233ZM36 134H38V135H36ZM59 134V135H58ZM61 134V135H60ZM75 134V135H74ZM107 134V135H106ZM109 134V135H108ZM111 134V135H110ZM170 134V135H169ZM176 134H177V137H176ZM179 134V135H178ZM229 134V135H228ZM239 134H241V135H239ZM33 135V137H34V134H32ZM49 135V136H48ZM53 135L55 136V137H53ZM102 135H104V136H102ZM115 135V136H114ZM121 135V136H120ZM151 135V136H150ZM158 135V136H157ZM168 135H169V137H168ZM213 135H214V137H213ZM220 135H222V137L220 136ZM224 135V136H223ZM236 135V136H235ZM72 136V137H71ZM75 136V137H74ZM100 138H99V137ZM101 136L102 137H104V138H101ZM140 136V137H139ZM156 136V138H154ZM170 136H172L171 138H170ZM184 136V137H183ZM188 136V137H187ZM190 136V137H189ZM193 136V137H192ZM196 136V137H195ZM219 136V137H218ZM232 138H231V137ZM239 136V137H238ZM241 136V137H240ZM47 137V138H46ZM63 139H62V138ZM71 137V138H70ZM82 137H83V139H82ZM89 137V138H88ZM96 137H98V138H96ZM107 137V138H106ZM108 137H110V138H108ZM115 137V138H114ZM118 137H119V139H120V145L119 146H121L120 147V149H119V146H118V143H117V141H118ZM133 137V138H132ZM199 139H198V138ZM225 137V138H224ZM227 137V138H226ZM59 140H58V139ZM88 138V139H87ZM92 138V139H91ZM115 140H114V139ZM123 138V139H122ZM132 138V139H131ZM159 138V139H158ZM218 140H217V139ZM52 139V140H51ZM61 139H62V142H61ZM98 139H100L99 141H98ZM103 139H104V141H103ZM128 139V140H127ZM162 139V140H161ZM185 139H186V141H187V143H186V141H185ZM198 139V140H197ZM231 139H232V141H233V143H231L232 141H231ZM236 139V141H234ZM258 139V140H257ZM48 140H49V142H48ZM53 141V142H51V141ZM65 140V141H64ZM88 140V141H87ZM106 140V141H105ZM107 140H109L108 142H107ZM142 140V141H141ZM164 140H165V142H164ZM173 140V141H172ZM181 140H183V141H181ZM197 140V141H196ZM210 140H211V142H210ZM228 140V141H227ZM230 140V141H229ZM239 140V141H238ZM245 140V141H244ZM259 142V144H258V142ZM68 141V142H67ZM89 141H90V143H89ZM114 141H116V143H117V145H116V143L114 142ZM139 141V142H138ZM144 141V142H143ZM163 141V142H162ZM185 141V142H184ZM188 141H189V143L191 142V145H192V147H191V145L190 144H188ZM250 141H251V143H254L255 144V142H256V144H255V146L254 145H252L251 143H250ZM254 141V142H253ZM54 142H55V144H54ZM66 142V143H65ZM79 142V144H81L83 147L85 146L82 142L80 143ZM99 142H101V143H99ZM178 142V143H177ZM203 142V143H202ZM206 144H205V143ZM230 143V144H228V143ZM242 142H244V143H242ZM98 143V144H97ZM164 143V144H163ZM167 143V144H166ZM168 143H169V146H168ZM193 143V144H192ZM202 143V144H201ZM225 143V144H224ZM235 143V144H234ZM247 143H248V145H247ZM53 144V145H52ZM111 144V145H110ZM121 144H123V145H121ZM139 144V145H138ZM148 144V145H147ZM186 144V145H185ZM188 144V145H187ZM196 144V145H195ZM48 145V146H47ZM51 145V146H50ZM89 145H92V146H89ZM99 145V146H98ZM105 145V146H104ZM113 145H114V148H113ZM126 145V146H125ZM132 145V146H131ZM145 145V146H144ZM149 145H150V147H149ZM154 145H156V147L154 146ZM171 145V146H170ZM198 145V146H197ZM210 145V146H209ZM215 145L217 146L216 148H215ZM218 145H220V146H218ZM225 145V146H224ZM236 145V146H235ZM251 145V146H250ZM256 145H260L259 147L257 146L256 147ZM45 146H47V147H45ZM51 148H50V147ZM53 146V147H52ZM95 146H98V147H95ZM116 146V147H115ZM128 146V147H127ZM137 148H135V147ZM138 146H139V148H138ZM176 146V147H175ZM188 146V147H187ZM194 146V147H193ZM212 146V147H211ZM237 146H238V148H237ZM100 147V148H99ZM107 147V148H106ZM110 147H111V149H110ZM118 147V148H117ZM124 147H125V149H124ZM132 147V148H131ZM142 147H145V149L144 148H142ZM152 147H154V149L152 148ZM158 147L160 148V149H158ZM225 147V148H224ZM235 147H236V150H235ZM242 147V148H241ZM248 147V148H247ZM57 148V149H56ZM105 148H106V150H105ZM117 148V149H116ZM128 148V149H127ZM130 148H131V150H130ZM141 148V149H140ZM148 148H151V149H148ZM156 148V149H155ZM184 148H185V150H184ZM192 148V149H191ZM230 148H233V149H230ZM250 148V149H249ZM257 148V149H256ZM259 148V149H258ZM115 149V150H114ZM191 149V150H190ZM228 149H230L231 151H229ZM51 150H53V152L51 151ZM57 150V151H56ZM118 150V151H117ZM121 150H123V151H121ZM127 150V151H126ZM130 150V151H129ZM135 150V151H134ZM140 150V151H139ZM142 150V151H141ZM153 150H156V152L153 154ZM173 150V149H172ZM198 150H200V151H198ZM208 150V151H207ZM213 150V151H212ZM227 150L230 152V155H228L227 154ZM259 150V151H258ZM55 151V152H54ZM60 151H61V154H60ZM91 151V152H90ZM99 153H98V152ZM114 151V152H113ZM119 151H121V152H119ZM137 151V152H136ZM138 151H139V153H138ZM149 151V152H148ZM175 151V152H176ZM232 151H234V152H232ZM238 153H237V152ZM252 151V152H251ZM57 152V153H56ZM98 154H97V153ZM125 152V153H124ZM127 152V153H126ZM135 152V153H134ZM160 152H159V154H160ZM175 152H174V154H175ZM189 152H187V153H189ZM193 152V151H192ZM192 152H190V154H192ZM199 152V153H198ZM220 152V151H219ZM240 152V153H239ZM248 152H250V153H248ZM63 153H66V155L64 156V155H62ZM71 153V152H70ZM92 153H94V154H92ZM106 152H104V154H105ZM140 153H142L141 155H140ZM186 153V152H185ZM232 153V154H231ZM234 153V154H233ZM236 153H237V155H236ZM111 154V153H110ZM116 154V153H115ZM113 155V158L115 157H117L116 155ZM124 154V155H123ZM135 154H136V156H135ZM211 154V155H210ZM254 154V155H253ZM118 155V154H117ZM132 155V156H131ZM139 155V156H138ZM210 157H209V156ZM215 155V154H214ZM235 155H236V157H235ZM50 156H51V158L52 159H50ZM61 156V157H60ZM71 156V158H69V157ZM92 156H94V157H92ZM105 156V155H104ZM118 156V157H119ZM227 158H226V157ZM241 157V158H239V157ZM58 157H60V158H58ZM63 157V158H62ZM100 157V158H99ZM135 159H134V158ZM138 157V158H137ZM205 157V158H204ZM57 158H58V160L60 161V162H58V160H57ZM69 158V159H68ZM95 158V159H96ZM115 158H114V160H115ZM137 158V159H136ZM199 158V159H200ZM224 158H226V159H224ZM260 158H262V159H260ZM50 159V160H49ZM57 160V162H56V160ZM61 159H62V161H61ZM92 159V160H93ZM117 159V158H116ZM191 159V158H190ZM189 159V160H190ZM200 159V160H201ZM97 160V159H96ZM110 160V161H109ZM121 160H123V159H121ZM128 160H129V162H128ZM136 160V161H135ZM189 160H187L188 162H186V163H190L189 162ZM236 160L237 159H235V161H233V164L236 162ZM241 160H243V161H241ZM260 160V161H259ZM127 161V162H126ZM191 161V160H190ZM56 162V163H55ZM62 162V163H61ZM110 162L112 163V164H110ZM60 163V164H59ZM65 163V164H64ZM71 163V164H70ZM127 163H129V164H127ZM144 163V162H143ZM97 164V163H96ZM110 165V168H109V165ZM114 164V165H113ZM125 164V165H124ZM131 164V165H130ZM232 164V165H233ZM236 164V163H235ZM66 165V166H65ZM112 165V166H111ZM231 165V166H232ZM95 167H96V165H94ZM93 166V167H94ZM98 166H99V169L101 168L100 167V164H97V169H98ZM107 166V167H106ZM184 166H187V164H182L181 166H177V168H180V169H184L185 167ZM233 166H235V165H233ZM232 166V167H233ZM71 170V171H69V169ZM181 167H183V168H181ZM55 168H57V169H55ZM109 169V171H107L108 169ZM114 168V169H113ZM141 168H144V167H141ZM234 168V167H233ZM107 169V170H106ZM110 169H111V171H112V169H113V171L115 170V172L117 171V170H120V171H122V174L121 175H123L122 177H121V175H117V174H115L113 171H112V175H114V176H112L110 173H111V171H110ZM175 169H176V167H175ZM256 169V171H254ZM262 169V170H261ZM55 170V171H54ZM59 170V171H58ZM184 170H186V169H184ZM261 171V172H260ZM72 172V173H71ZM123 172H125V173H123ZM59 173V174H58ZM63 173V174H62ZM109 173V174H108ZM69 174V175H68ZM124 175H126L125 177H124ZM115 177V178H114ZM117 177H121V179L123 178V180H121V184L122 185H120V179L119 178H117ZM129 177V176H128ZM118 179V181H116L117 179ZM115 179V180H114ZM114 182H113V181ZM112 181V182H111ZM190 182V183H189ZM237 182V181H236ZM236 182H234L233 184H231V185H229L227 188L229 189H225L223 192H225L226 194H230L231 195V192H234L233 190L236 188ZM186 183V184H185ZM185 183H183V188H182V190H183V192H184V195L182 196L183 198H182V200L181 201H183V199H185L184 201H187L186 203L188 204V200H186V199H190L191 197L193 198L194 196L196 197L197 195H198V191L195 189V186H193V184H194V182H193V179H187L186 181H185ZM235 184V185H234ZM238 184V183H237ZM111 185H113L112 187H111ZM115 185V186H114ZM117 185V186H116ZM193 188H192V187ZM115 187V188H114ZM4 188L6 189H3V188H1V190H0V194L2 193V197L4 198V196L6 197V196H16L15 194L17 193V191L19 190V189H21L20 187H17V191H15V189L14 188H11V187H9V186H7L6 187V185L4 186ZM16 188V187H15ZM233 188V189H232ZM9 189V190H8ZM12 189H14V191L12 190ZM111 189H112V191H113V189H114V191H118V193H113L112 191H111ZM231 189V190H230ZM3 190V191H2ZM5 190V191H4ZM12 190V191H11ZM172 192L173 191H176L175 190V188L174 189H170ZM170 190H167V196H169V193L171 194V192H170ZM122 191V192H121ZM229 193H228V192ZM3 192H6V193H3ZM14 193L15 192V194L14 195H12V194H10V193ZM86 192V191H85ZM222 191H220V193H221ZM8 193V194H7ZM50 193H51V195H50ZM111 193V194H110ZM4 194V195H3ZM6 194V195H5ZM48 194H49V196H48ZM221 194H224V193H221ZM58 195V193L57 192H48L45 196H47L46 198H47V200H46V198L44 197V200H43V203L44 204H42V211H44V214H42L41 212V215H42V217H43V219H40L37 215V217H36V220L33 218V220L34 221H32V223L29 221V225H30V227H28V232L29 231H32V232H29V233H31L33 236L32 237H34L33 239H32V237H31V234H29V236L31 237V239L30 238H28V241H27V244L25 243H22V247H19V245L18 244H20V246H21V243H17V239L16 238H21L22 236V233L23 232H18V234H19V236H18V234H16L15 236H13L12 238H11V241H9V246H8V248H7V250L5 251L7 254H9L7 257L9 258V256L11 257V258H9L10 259V262L12 263V264H32V263H30L31 261L33 262V260H32V258L34 257V256H36L37 255V253L36 252H39L38 254H40V251H41V254L40 255H42L43 257H44V261H45V258L48 256H50V254H47V256L45 255L47 252L49 253V252H51L52 250H59V249H57V248H59L58 246L62 243V237H63V231L62 230H59V227H58V224L57 223H55V224H57V225H55L54 223L52 224V218H53V214H55V215H59V216H61V215H63L62 213H63V210H64V207H63V205L60 203L61 201H59L60 199H58L59 197L57 196ZM163 196H165V195H162V197H159V200H161V198H164ZM50 197V198H49ZM53 197V198H52ZM166 197V196H165ZM194 197V198H195ZM53 199V200H52ZM58 199V200H57ZM46 200V201H45ZM51 200V201H50ZM57 200V201H56ZM113 200V201H112ZM183 201V202H184ZM220 201V200H219ZM219 201H216L215 200V202L213 203V202H210V201H206L207 203H198V205H197V203H193V204H191L192 206H190V204H188L190 207H193V205H197V207H195L194 206V208L196 209V210H198V208L200 207V206H202V205H204V207H207V205L208 206H210V203H213V204H215L216 202V204L215 205H217V206H219V204L220 205H222L221 204V201H220V203H219ZM51 202V203H50ZM55 202V203H54ZM58 202H59V204H58ZM210 202V203H209ZM48 203H50V204H48ZM107 203H105V205L107 204ZM185 203V204H186ZM223 203V202H222ZM59 206H58V205ZM61 204V205H60ZM207 204V205H206ZM47 205V206H46ZM54 205H55V207H54ZM187 205V206H188ZM212 205V204H211ZM19 205H17V208L16 209H19V210H16V211H14L15 210V208L13 207L12 209H13V212L8 216V219H7V222L9 223L8 225H10L11 223H13V222H11L12 220H15V218L19 215V213H21V211H23V212H31V210L33 209V211H35L36 210V208H39V207H37V205L36 204H34V205H32V206H30L29 208H28V206H19ZM45 206V207H44ZM60 208H58V207ZM21 207L23 208V209H21ZM25 207V208H24ZM32 207V208H31ZM48 207V208H47ZM49 207H51L50 209H49ZM55 209H54V208ZM26 208H27V210H26ZM44 208V209H43ZM57 208V209H56ZM117 209V207H112L111 208V210L112 211H115L116 209ZM173 208V210H174V207H171V206H169V207H167V206H165L164 208H162V212L163 213H165V210L164 209H166V211L168 212L170 209H172ZM46 209V210H45ZM49 209V210H48ZM53 209V210H52ZM61 209H63V210H61ZM115 209V210H114ZM220 209H222L221 207H220ZM220 209H218V210H220ZM164 210V211H163ZM17 211H19L18 213H17ZM49 211V212H48ZM55 211V212H54ZM81 212H83V213H81ZM89 213V209H88V211L87 210H85V209H83V211H82V209H81V211H80V208H79V210L77 211V214L79 215L80 214V216H78V215H76V218H79L77 221H76V224H78L79 225V227H81V226H83V228L86 226V225H88V221H86V220H84L85 219V215L87 216L88 214H86V213ZM39 213V214H40ZM50 213V214H49ZM82 214V215H81ZM13 216H15V217H13ZM46 216H47V218H46ZM78 216V217H77ZM183 215H181V218H180V214L178 215V218L176 217V218H171V225H175V228L174 227H169L168 229H167V231L169 230V232L171 233L172 232V229H174V231H177V228H178V231L180 232V235L182 234V232L181 231H184V234L183 235H181V239H177V241L178 240H181V242H183L182 240L185 238H183V236H185V233H186V236H187V233H189V232H194V229H195V227H198L199 225H192V224H189V222L188 221H186V220H188V218H187V216H185V218H183L182 217ZM35 217V216H34ZM84 217V218H83ZM183 218V219H182ZM12 219V220H11ZM46 219H47V221H46ZM81 219H83L82 221H81ZM182 219V220H181ZM185 219V221H183ZM39 220V221H38ZM44 220H45V223H44ZM38 221V222H37ZM78 221L80 222V223H78ZM180 221V222H179ZM35 222H36V224H35ZM42 222V223H41ZM48 224H47V223ZM85 222V223H84ZM150 223H151V220L149 221ZM148 222V223H149ZM184 222H187V226L186 225H184V227L186 226V228H185V230H181V229H184V227H183V224L182 223H184ZM40 223V224H39ZM177 223V224H176ZM179 223H181L182 225L181 226H179L180 224ZM38 224H39V226H38ZM46 224H47V226H46ZM144 224V223H143ZM32 225V226H31ZM33 225H35V226H33ZM42 225V226H41ZM48 225H50V226H48ZM144 225H146V224H144ZM38 226V227H37ZM41 226V227H40ZM47 227V230H46V227ZM55 228V230L52 228ZM37 227V228H36ZM181 227V228H180ZM189 227V228H188ZM193 227V228H192ZM30 228V229H29ZM36 228V229H35ZM43 228V229H42ZM49 228H51V231H50V229ZM86 228V227H85ZM32 229H35L34 231L32 230ZM38 229V230H37ZM45 229V230H44ZM48 229H49V231H48ZM176 229V230H175ZM188 229H192V230H188ZM41 232H40V231ZM44 230V231H43ZM53 230L55 231V233L53 232ZM85 230V229H84ZM173 231V232H174ZM187 231H189V232H187ZM36 232H38V233H36ZM42 232L44 233V235L42 234ZM45 232L47 233V235L45 234ZM52 232V233H51ZM168 232V233H169ZM218 233V235L219 234H221V235H219V237L221 238V240H223L224 241V243H223V246H224V248L226 247L225 245H226V242H225V240L227 239V237L226 236H228V234H225V233H227L226 232V230L225 229H219V231H217ZM225 232V233H224ZM35 233H36V236L38 237V239H39V241L38 240H36V241H38L37 243L38 244H35V239L37 238L36 236H34L35 235ZM54 233V236L52 235ZM59 233V234H58ZM129 234V233H128ZM128 234L126 235V237L128 236ZM42 235V236H41ZM51 235V236H50ZM51 238H53V239H50V240H53V247L51 246L52 245V243H51V245H50V250L48 249V251H45L44 249H42V250H40L39 249V246H41L42 245V242H43V245H42V247L44 248V247H46V243H45V245H44V241L46 242L47 240H49V238L50 237ZM57 236V237H56ZM242 236H244V234H241L240 235V237H239V239H241V237ZM61 237V238H60ZM129 237V236H128ZM43 238H45V240L43 239ZM59 238V239H58ZM13 239V240H12ZM29 239L31 240V242L29 241ZM126 239H129V238H126ZM243 239V240H242ZM241 239V241H242V243H244L245 242V238L243 237ZM20 240V239H19ZM58 240H61V242L59 241L58 242ZM100 240H101V238H100ZM100 240H98V241H100ZM35 241V242H34ZM41 241V242H40ZM57 241V242H56ZM16 242V243H15ZM13 243V244H12ZM29 243H30V245H32V243H33V246H31V247H35V248H33V249H31L30 247H28V245H29ZM40 243H41V245H40ZM60 243V244H59ZM23 244H24V246L26 247V248H24L23 247ZM35 244V245H34ZM241 244V243H240ZM240 244H237L236 246H239ZM12 245H14V246H12ZM27 245V246H26ZM38 245V248L36 247ZM183 245H185L186 246V244H184L183 243ZM207 245V244H206ZM185 246H183L184 248H185ZM203 246H205V245H203ZM208 246V245H207ZM205 247V248H209L210 246H208V247ZM232 246V248H233V245H231ZM19 247V248H18ZM41 247V248H42ZM49 247V246H48ZM60 247H61V249H62V246L60 245ZM64 247V246H63ZM23 248V249H22ZM27 248H29L28 250H27ZM56 248V249H55ZM65 248V247H64ZM229 248H231L230 246H229ZM24 252V253H22V251ZM31 249V250H30ZM36 250V254H34V253H32V252H34L35 250ZM186 249H188L187 248V246H186ZM185 249V250H186ZM33 250V251H32ZM43 250H44V253L42 254V252H43ZM18 251V252H17ZM19 251L21 252V254L19 253ZM27 251H29V252H27ZM4 252V254H6ZM11 253V254H10ZM29 253V254H28ZM3 254V257L5 256ZM6 254V255H7ZM16 254H18V255H16ZM24 254V255H23ZM32 254V255H31ZM130 254H131V256H133L132 258L130 257V255H129V259H132L131 261H132V264H150V262L148 261V260H139V263L138 262H135L136 261V259H135V257H136V253L134 252V251H132V252H130ZM21 255H23V256H21ZM28 255H30V257L28 256ZM45 255V256H44ZM16 256V258H17V260L15 261V257ZM33 256V257H32ZM264 252H263V255H262V259H260L261 260V262L259 263V264H264ZM6 257V256H5ZM4 257V258H5ZM27 257V258H26ZM41 257V256H40ZM30 258V259H29ZM261 258V257H260ZM20 259V260H19ZM21 259H23V260H21ZM26 259V260H25ZM41 259H43L42 257H41ZM19 260V261H18ZM25 260V261H24ZM29 260V261H28ZM133 260H134V262H133ZM146 261V262H145ZM175 261V260H174ZM177 261V260H176ZM25 262V263H24ZM26 262H28V263H26ZM168 262V261H167ZM167 262H166V264H167ZM171 262V261H170ZM170 262L168 263V264H170ZM263 262V263H262ZM36 264V262H33V264ZM71 263L73 264L74 262L73 261H71ZM172 264H176L175 262L173 263V262H171ZM177 263L178 264H180L179 263V261H177ZM37 264H39V263H37Z\"/></svg>", "mask_w": 264, "mask_h": 264}]
</instances>
